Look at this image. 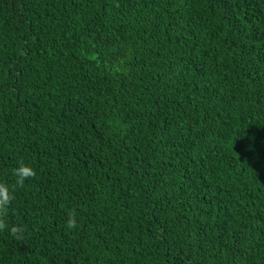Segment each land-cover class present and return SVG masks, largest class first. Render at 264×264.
I'll use <instances>...</instances> for the list:
<instances>
[{"label": "trees", "instance_id": "trees-1", "mask_svg": "<svg viewBox=\"0 0 264 264\" xmlns=\"http://www.w3.org/2000/svg\"><path fill=\"white\" fill-rule=\"evenodd\" d=\"M0 182V264H264V0H0Z\"/></svg>", "mask_w": 264, "mask_h": 264}, {"label": "clouds", "instance_id": "clouds-1", "mask_svg": "<svg viewBox=\"0 0 264 264\" xmlns=\"http://www.w3.org/2000/svg\"><path fill=\"white\" fill-rule=\"evenodd\" d=\"M13 175L15 176V187L22 188L24 186L25 180L35 177V170L20 161L18 166L14 168ZM15 199L13 190H10L8 185L0 182V231L7 229L9 235L17 241H21L26 232V228L20 224H11L6 223L4 217L7 216L9 206ZM66 226L68 229H73L76 227V214L72 210L68 213V220L66 221Z\"/></svg>", "mask_w": 264, "mask_h": 264}]
</instances>
